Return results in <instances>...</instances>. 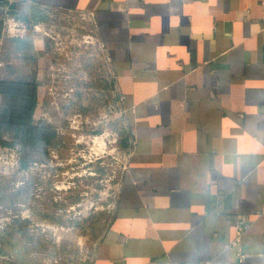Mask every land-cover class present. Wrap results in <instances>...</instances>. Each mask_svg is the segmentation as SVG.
I'll use <instances>...</instances> for the list:
<instances>
[{
  "label": "crops",
  "instance_id": "1",
  "mask_svg": "<svg viewBox=\"0 0 264 264\" xmlns=\"http://www.w3.org/2000/svg\"><path fill=\"white\" fill-rule=\"evenodd\" d=\"M8 1L85 14L121 99L131 147L89 264H264V0Z\"/></svg>",
  "mask_w": 264,
  "mask_h": 264
},
{
  "label": "rangeland",
  "instance_id": "2",
  "mask_svg": "<svg viewBox=\"0 0 264 264\" xmlns=\"http://www.w3.org/2000/svg\"><path fill=\"white\" fill-rule=\"evenodd\" d=\"M0 79L36 83L34 120L54 128L22 167L0 134V254L89 264L117 202L131 139L103 48L85 14L0 1Z\"/></svg>",
  "mask_w": 264,
  "mask_h": 264
},
{
  "label": "trees",
  "instance_id": "3",
  "mask_svg": "<svg viewBox=\"0 0 264 264\" xmlns=\"http://www.w3.org/2000/svg\"><path fill=\"white\" fill-rule=\"evenodd\" d=\"M36 104L34 81L0 79V134H12V140L5 143L19 146L22 167L27 166L34 156L46 157L49 146L58 136L51 126L35 122Z\"/></svg>",
  "mask_w": 264,
  "mask_h": 264
},
{
  "label": "built area",
  "instance_id": "4",
  "mask_svg": "<svg viewBox=\"0 0 264 264\" xmlns=\"http://www.w3.org/2000/svg\"><path fill=\"white\" fill-rule=\"evenodd\" d=\"M243 227H245V226H243ZM238 232L241 233V227L238 228ZM240 256L243 257L244 254H240ZM159 264H177V263H174L172 261L167 260V261H162Z\"/></svg>",
  "mask_w": 264,
  "mask_h": 264
}]
</instances>
